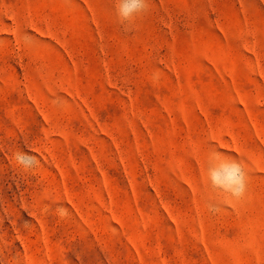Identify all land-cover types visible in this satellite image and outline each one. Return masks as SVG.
Returning a JSON list of instances; mask_svg holds the SVG:
<instances>
[{"label": "rangeland", "instance_id": "obj_1", "mask_svg": "<svg viewBox=\"0 0 264 264\" xmlns=\"http://www.w3.org/2000/svg\"><path fill=\"white\" fill-rule=\"evenodd\" d=\"M116 2L0 0V264H264V0Z\"/></svg>", "mask_w": 264, "mask_h": 264}, {"label": "clouds", "instance_id": "obj_2", "mask_svg": "<svg viewBox=\"0 0 264 264\" xmlns=\"http://www.w3.org/2000/svg\"><path fill=\"white\" fill-rule=\"evenodd\" d=\"M117 22L125 31H131L137 21L148 14V0H117L115 5ZM17 166L22 170H30L39 165L35 156L17 151L14 154ZM207 186L213 193L224 194L235 200L242 199L247 191L248 173L243 161L228 158L222 152L211 151L206 167ZM209 212L220 211L215 203L208 204ZM60 215H67V209L60 208Z\"/></svg>", "mask_w": 264, "mask_h": 264}]
</instances>
